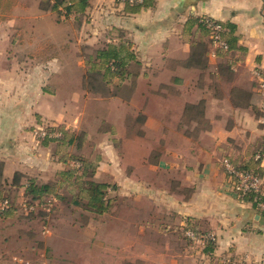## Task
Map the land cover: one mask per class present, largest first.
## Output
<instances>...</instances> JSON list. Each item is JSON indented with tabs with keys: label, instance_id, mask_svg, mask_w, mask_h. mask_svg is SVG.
Segmentation results:
<instances>
[{
	"label": "rangeland",
	"instance_id": "374dc122",
	"mask_svg": "<svg viewBox=\"0 0 264 264\" xmlns=\"http://www.w3.org/2000/svg\"><path fill=\"white\" fill-rule=\"evenodd\" d=\"M32 1L19 0L17 15L25 12L26 7L32 8ZM100 6V0H89L86 12L78 15L77 19L72 15L63 20L50 13L51 16L37 22L46 35L37 38V43L24 37H12L6 28L0 29V52L3 53L5 66L12 63L13 67L24 71L23 60L28 53L23 49L34 44L33 49L28 50L33 58L30 62L26 60V63H47L49 78L43 91L48 100L43 104L48 113L63 118L61 123L56 120L49 122L46 120L49 118L32 119L33 124L24 126L30 132L28 136L22 134L15 146L1 145L0 191L19 205L23 188L11 185L15 173L22 177L19 181L21 185L26 178L43 183L58 179L57 173L63 166L55 161L57 155L54 157L53 153L60 133L51 132V137L55 139L47 143L35 133L42 129L62 127L80 137L68 146L69 153L98 159L94 179L108 185L107 197L111 199L109 209L101 215L58 202L44 225L40 218H25L20 213L0 219V264H20L22 261L25 264H229V260L234 264L263 263L240 253L233 255L227 251L222 254L223 250L217 249L216 256L214 254L201 262L203 246L198 241H188L185 237L187 233L183 234L181 230L188 221H197V218L187 214L188 207L184 202L194 197L193 187L197 185L196 176L201 160L206 165L204 173H210L211 164H218L220 173L225 174L221 167L224 157H219L213 143L218 135L216 131L232 123L231 118L225 116L227 107H237L233 101L239 102V98H242L233 94V89L238 88L233 86L232 77L225 75L213 81L207 76L204 80L195 71L190 74L180 70L172 73L168 69L161 75L154 70L143 71L142 74L139 66L133 62L132 71L138 75L125 82L123 89L115 88L116 81L110 89L112 94L118 93L115 97L128 98L133 88H137L143 93L142 98L121 106L115 99L108 101L111 96L89 93L83 84L88 59L106 42L119 43L117 30L101 28L104 25L103 6ZM12 15L0 20V23H6ZM57 19L61 21L59 24ZM95 31L98 34L93 36ZM45 40L56 45V48L38 47ZM14 47L21 52L16 53ZM170 72L173 75L170 76ZM140 77L143 79L135 87V79ZM127 84H132L133 88ZM73 92L79 95L75 96L74 102L71 101ZM151 94L159 98L152 101L154 96ZM262 95L261 98L264 93ZM251 102L250 107H241V110H251L258 121L257 126L263 128L264 106H256L254 100ZM199 103L200 109L185 113V104ZM3 105L0 102V106ZM139 110L144 112L143 116L137 115ZM198 111H202L203 117L198 121L196 118L197 122H190V119L198 116ZM79 112L81 115L74 122ZM123 123L138 126L137 134L142 143L127 144V147H118L115 143L117 159L114 155L113 160L105 146L114 134L112 132L110 135L111 131L123 136V128H119ZM243 123H237L238 128L242 127L241 131ZM253 128L251 126L250 129ZM241 133V137L246 134ZM7 137L1 135L0 144H5ZM261 143H256L247 156L259 150ZM37 144L42 146L41 149ZM32 146H37L36 150ZM45 152H51L50 159L46 158ZM121 156L124 161L119 159ZM51 162L53 165L49 164ZM149 164H154L152 172L146 169ZM141 165L145 166L144 169ZM131 175L134 176L129 177ZM130 178L131 181L127 180ZM233 182L225 174L227 194L235 205H241L233 190ZM58 191L66 193L65 188ZM259 198L261 200H258L255 209L264 214V210L258 206L264 204V196ZM225 218L232 224L225 215L221 221ZM218 223L223 228L225 220Z\"/></svg>",
	"mask_w": 264,
	"mask_h": 264
},
{
	"label": "crops",
	"instance_id": "0c3cea01",
	"mask_svg": "<svg viewBox=\"0 0 264 264\" xmlns=\"http://www.w3.org/2000/svg\"><path fill=\"white\" fill-rule=\"evenodd\" d=\"M100 1L101 6H103L102 24L104 25L101 28L117 30L120 34L118 42L131 43L142 74L143 71L154 70L161 75L167 69L172 73L180 70L190 74L195 71L192 67H185L184 63L190 55L191 42L200 36L196 25L190 34L189 32L186 33L185 25L190 18L208 17L232 25L233 49L230 59L234 61V66L230 75L232 77L231 82L233 86L243 91L251 93L256 91L254 88L256 81L252 71L254 69L264 71V0H155L153 7L142 9L135 14L126 13L124 6L115 0ZM32 2V8H26L25 12L19 15L16 12L6 20V23L3 25L0 23V29L6 28L8 35H12V37H24L31 41L36 40V43L37 38L45 37L44 31L37 22L51 16V14L39 12L37 0ZM92 34L94 36L98 32L95 31ZM113 41L115 42V39ZM32 46L34 44L28 45V49H23L24 52L28 53L27 57L24 55V71L13 67L12 63L5 66L3 53L0 52V102L5 104L0 106V136H8L5 139V144H0V149H2L1 145L15 146L18 140L22 138V134L28 136L30 132H27L28 130L24 129V126L33 124L32 119L49 118L46 120L49 122L56 120L58 123L63 120L62 117H55L45 109L47 107L43 103L48 99L43 88L48 84L49 76L46 70L48 67L47 63L37 65L35 61L27 65L26 60L30 62L33 58L28 52ZM14 51L16 53L21 52L17 47H14ZM206 56L208 59L207 73L208 71L210 73L216 72L218 65L227 60L216 56L211 57L209 44ZM11 59L13 60V58ZM171 72L170 76L173 75ZM142 79L141 77L135 79V87L140 85ZM172 81L175 82L176 80L173 78ZM152 83L153 81H151ZM142 94L137 88H133V92L128 98L121 96L107 100L113 101L115 99L121 106H126V103L131 104L134 99L142 98ZM156 94H151L154 96L152 101L159 98ZM75 96H79L78 92L71 93L72 102H74ZM217 100L221 99L218 98ZM260 106H264V101ZM141 110L139 113L137 112V115H144ZM80 115L79 112L74 118V122H77ZM225 116L231 118L232 123H229V127L223 126L221 130L216 131L218 135L213 143L215 150L218 151L220 158L232 157L233 159L245 160L248 151L254 150L255 144L263 141L264 127L257 126L258 121L248 108L241 110V108L234 106L227 107ZM16 120L17 122L13 125ZM237 123L239 125L243 123L242 131V127L238 128ZM121 126L119 128H123V136L111 131L109 134L111 135L112 132L114 134L110 136L109 143L105 146L109 149L113 160L116 153L115 149H117L115 143L118 147L142 143L137 134V125L129 126L123 123ZM251 126L254 128L250 129ZM238 130L239 133L245 132L246 134L241 137L243 133L240 135ZM104 134L107 135V133ZM37 146L40 149L42 147L38 144ZM36 147L32 146V149ZM30 149L31 147L29 152L27 151L28 153H30ZM50 153L45 152L46 158L50 159ZM119 159L124 161L122 156ZM49 164L53 165L52 162ZM153 165L149 164L146 167L147 171H151ZM141 166L144 169L145 166ZM205 166V162L201 160L196 176L197 185L193 187L194 197L184 202L188 207L187 214L197 218V221L196 219L193 220L215 236V249L223 250L222 254L227 251L233 255L240 253L241 256H247L252 260H259L264 263V214L258 212L249 203L235 205L234 200L229 197L224 187L225 174L220 173L219 165L211 164L209 174L204 173ZM127 180L131 181V178ZM224 215L230 218L232 224L228 223V219H222V221L225 220L222 228L218 222H222L221 217ZM217 250L210 254L203 252L201 259H199L202 262L204 258H212L214 254L215 256L218 254L216 253Z\"/></svg>",
	"mask_w": 264,
	"mask_h": 264
},
{
	"label": "trees",
	"instance_id": "16d2710c",
	"mask_svg": "<svg viewBox=\"0 0 264 264\" xmlns=\"http://www.w3.org/2000/svg\"><path fill=\"white\" fill-rule=\"evenodd\" d=\"M115 1L121 3L124 6L125 12L128 14L138 13L142 9L153 7L155 4V0H141V2L138 3H129L128 1L121 0ZM19 7V0H0V20L12 13L14 14ZM37 7L39 12L52 13L58 18H63V20L72 15L77 19L78 15L86 12L89 7V0H37ZM59 22H61L60 19H57V23ZM210 22L220 25L222 29L221 38L228 45L226 51H215L216 57L226 58L227 60L219 64L218 70L214 73H210L209 71L207 73L208 59L206 54L209 44L208 37L211 32V27L209 26ZM195 25L200 36L194 38L191 42L190 55L184 62L185 67L194 68L203 79L208 76L209 79L215 81L222 76H230L232 67L234 66V61L230 59L233 49L231 40L233 26L208 17L190 18L185 25L186 33L189 32L190 34ZM38 47L55 49L56 45L49 40H45L42 41ZM133 62L135 66H139V62L136 60L132 50L131 43L121 41L119 43L110 42L103 44L101 48L95 51L94 56H91L87 61L88 69L86 74L83 75L84 89L93 95L102 97L117 96V92L112 94L110 86L115 84L114 82L116 81L117 84H115V88L121 90L125 87V82L132 80V77L138 75L136 72L132 71ZM260 73L264 75V71H260ZM131 87L133 88V85H131ZM255 89L256 91L252 93L240 89H233L235 92L233 93L234 96L239 95V97H242L239 98L241 99L239 102L233 101L235 106L238 108L250 107L252 105V100L255 101L256 106H260L264 101V97H262L263 99L261 98L263 95L258 90L257 82H255ZM201 103L194 105L185 104V113L191 111V109H200ZM198 112V116L190 119V122H197L203 117L202 111ZM54 131L59 132L60 137L56 138V151L53 154L54 157L57 155L55 161L63 166V169L57 173L58 179L54 182L43 183L33 178H26L25 183L21 185L19 181L22 177H20V174L15 173L11 185L16 188H23L22 201L19 205L15 204L0 191V201L6 200L8 202V207L4 210H0V219L4 220L15 216L16 213H20L25 218H40L44 225L46 224L48 216L57 208L58 202L66 203L67 205L80 208L96 215L104 214L109 209L111 199L107 197L108 185L94 179L98 166V159L93 160L78 154L69 153L67 151L68 146L80 137L64 130L62 127L56 129L47 128L45 130L46 136H44L42 140L45 143L54 140V137H49V134ZM259 152H264V138L260 149L253 151L245 160L224 157L221 159V167L227 177H232V175L225 170L223 165L224 160H227L236 170L254 173L262 177L264 176V169L261 168L259 162L254 159L255 155ZM72 162L78 163L80 166L73 167L71 166ZM60 188H65L66 193L59 192L58 190ZM51 198H54L56 201L53 202ZM242 200V203H249L252 207L256 208L254 193L246 194ZM181 230L183 234L192 232L194 236L200 240V245L203 246L205 253L210 254L215 250V236L210 231L203 229V226L198 222L188 221L186 227ZM185 237L188 241L193 242L187 235H185ZM33 264H40V262H34Z\"/></svg>",
	"mask_w": 264,
	"mask_h": 264
},
{
	"label": "built area",
	"instance_id": "2783aa9c",
	"mask_svg": "<svg viewBox=\"0 0 264 264\" xmlns=\"http://www.w3.org/2000/svg\"><path fill=\"white\" fill-rule=\"evenodd\" d=\"M121 1H128L129 3H138L141 2V0H121ZM209 26L211 27V32L208 37L209 39V47H210V56L215 57V51L216 50H224L226 51L228 49L227 43L221 38V32L222 29L220 25L210 22ZM252 75L255 79V81L258 83V90L261 93H264V75L260 73L259 70L254 69L252 71ZM37 136L43 138L46 136V132L42 129L41 131L35 133ZM49 137L51 135L49 134ZM255 161L259 162V166L261 168H264V152H259L255 155ZM223 165L225 170L232 175L233 182V190L235 194L238 196V198L242 200V198L248 194V193H254L255 194V200L256 204L258 203V200H261L259 196H264V188H263V178L260 177L254 173L250 172H242L239 170L234 169L230 163L227 160L223 161ZM71 166L73 167H79L80 165L78 163H71ZM53 202L56 200L54 198H51ZM258 206L261 207L262 210H264V204H258ZM8 207V202L6 200L0 201V210H4ZM32 209V208H30ZM188 237H190L194 241L200 242V240L194 236L192 232H187L186 234ZM229 264H234L231 262V260L228 261ZM20 264H25L24 261H22ZM31 264V263H26ZM33 264V263H32ZM252 264H264V263H252Z\"/></svg>",
	"mask_w": 264,
	"mask_h": 264
}]
</instances>
